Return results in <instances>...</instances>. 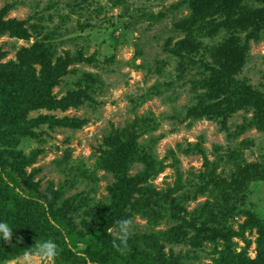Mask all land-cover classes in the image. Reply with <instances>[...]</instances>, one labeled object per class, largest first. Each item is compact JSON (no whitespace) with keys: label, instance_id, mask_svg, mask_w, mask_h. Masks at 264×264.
<instances>
[{"label":"trees","instance_id":"1","mask_svg":"<svg viewBox=\"0 0 264 264\" xmlns=\"http://www.w3.org/2000/svg\"><path fill=\"white\" fill-rule=\"evenodd\" d=\"M112 4L124 5L125 2L113 0ZM52 5L53 2L47 7ZM181 6L188 9V14L175 19L172 26L183 37L171 48L166 44L170 55L154 70L144 64L136 67L146 68L148 73L160 72L169 60L176 62V79L188 81L195 101L180 114L183 116L173 117H179L180 123L206 118L218 121L221 130L229 134L227 118L239 109H251L252 116H244L243 122L237 125V135L248 128L264 132V88L236 77L244 65L250 41L260 40V32L264 30V0H178L172 4L174 8ZM12 7V3H7L0 8V36L27 40L33 34L41 33L43 17L39 13L25 19L6 17ZM122 9L124 11L126 7ZM36 15H39L37 20L31 22ZM79 27L83 29L84 26ZM54 33L55 30H50L30 46L19 47L15 59L2 61L7 52L0 48V222H7L13 229L11 242L0 238V264L14 260L35 241L49 239L60 248L56 264H180L181 257L171 258V262L155 248L159 238L181 239L178 235L181 225L193 229L191 238L198 243L202 241L201 235L212 241L230 240L236 232L230 227L225 230L232 212L229 205L233 197L244 196L251 182L264 180L262 166L240 159L233 150L229 155L233 167L227 172L218 171L221 163L207 156L201 141L188 142L183 151L202 158V169L196 180L186 179L191 193L185 191L177 167L173 182L158 188L152 180L167 166L164 158L159 159L155 154L160 136H154L153 131L158 124L136 116L135 108L132 119L109 131L104 142L108 149L102 151L97 162L100 168L116 175L115 183L108 187L110 199L107 204L91 206L87 197L79 194L64 197L66 185H74L78 177L96 180L95 173L84 169L83 165L74 170L70 181L58 185L48 180L42 188L39 180L34 179L40 168L32 165L42 150L34 148L25 153L23 143L39 139L41 131H35V127L47 124L51 128L78 129L86 120L42 115L28 118L27 113L42 107L65 110L70 106L77 108L83 102L94 103V91L99 84L91 72H82L76 82L77 88L59 99L51 93L60 77L70 71L76 72L68 69L70 65L96 61L94 56L85 57L81 49L77 53L65 51L63 55H57ZM203 39L207 41L203 43ZM140 54V51L135 52L132 61ZM34 63L38 68L33 66ZM172 83L169 80L161 89L156 85L152 95L161 96L172 88ZM147 135L142 144L139 138ZM217 148L213 151L214 156L218 155ZM66 158L64 156L63 160ZM133 163L142 166L135 174L128 175ZM189 173L192 178L195 176ZM135 192L138 195L131 199ZM200 196L207 198L188 210L187 203ZM83 206V214L88 218L78 224L74 214ZM185 213L189 214V220H185ZM134 215L153 223L165 217L180 219L183 223L167 232L144 233L142 237L133 234L128 240L130 251H118L113 247L115 235L110 229L118 227V221L131 219ZM257 220L254 224L262 228L264 224ZM172 233H176V238H172ZM227 257L233 260L230 264H264V255L260 254L253 259L244 255V260L240 255L235 256L239 259Z\"/></svg>","mask_w":264,"mask_h":264},{"label":"rangeland","instance_id":"2","mask_svg":"<svg viewBox=\"0 0 264 264\" xmlns=\"http://www.w3.org/2000/svg\"><path fill=\"white\" fill-rule=\"evenodd\" d=\"M52 2L53 5L48 8V4ZM123 2L124 5L114 6L113 0H0V8L7 3L13 4L6 17L25 19L33 13H39L40 17H43V29L39 35L33 34L27 40L0 36V48L7 52L2 61L15 59L19 47L30 46L50 30L56 32L52 37L53 42L57 44V55H63L65 51L77 53L81 49L85 57L94 56L96 59L93 63L70 65L68 69H75L76 72L70 71L60 77L59 83L51 90L59 99L69 90L77 88L76 82L82 72H91L99 82L94 91V103L83 102L78 104L77 108L70 106L65 110L42 107L27 113L28 118L42 115L86 120L78 129L63 126L51 128L47 124L35 127V131H41L39 139H29L23 143L25 153L34 148L42 150L32 165L40 168L34 179L39 180L42 188L48 180L58 185L59 182L70 181L74 170L83 165L84 169L95 173L96 180L92 182L78 177L74 185H66L64 197L79 194L80 197L86 196L91 206L107 204L110 199L108 187L115 183L116 175L100 168L97 162L103 154L102 151L108 149L104 142L109 131L125 125L135 113L138 117H146L147 120L156 121L158 124L157 129L153 131L154 136H160L155 145V154L159 159L164 158L167 165L152 180L158 188L173 182L175 167L182 174L185 191L190 189L186 179L196 180V175L202 169V158L183 151L188 142L201 141L207 156L212 160L216 158L221 163L218 171L227 172L233 167L229 158L233 150L240 159L257 162L264 170V132L248 128L237 135V125L243 122L244 116H252L251 109H239L227 118L229 134L221 130L218 121L206 118L196 121L187 119L180 123L179 117H173L183 116L180 114L195 101L188 81L183 78L176 79V62L169 60L160 72L148 73L146 68L136 67L144 64L154 70L157 64H161L170 55L166 44L171 48L183 37L173 28L172 22L186 16L188 9L185 6L172 7L178 0ZM124 6L126 9L123 11ZM39 15L31 18V22L37 20ZM80 25L84 26L83 29ZM206 41L207 39H203V43ZM138 51L141 54L132 61ZM33 66L38 68L36 63ZM236 77L255 87L264 88V30L260 32V40L250 41L244 65ZM169 80L173 82L172 88L164 91L161 96L152 95L156 85L161 89ZM147 137L148 135L140 137L139 141L143 144V139ZM217 146L218 155L214 156L213 151ZM64 156H67L66 161L63 160ZM59 161L62 163L58 164ZM141 166L140 163H133L128 175L135 174ZM71 169L73 170L70 171ZM189 172L195 176L192 178ZM137 195L138 193H133L131 199ZM243 195L233 197L229 205L232 212L228 215L225 230L230 227L236 232L230 240L217 238V241H212L210 238L204 239L201 235L202 241L198 243L191 238L193 229L181 225L178 234L181 239L167 241L159 238V245H156L155 250L158 249L164 257L170 258L171 262V258L181 257L180 264H230L233 260L227 256L239 259L235 256L240 255L241 260H244V255L250 259L259 254L264 255V226L261 228L257 223L254 224L257 219L264 224V180L251 182ZM206 198L200 196L189 201L188 210L204 202ZM84 210L83 206L74 214V220L78 224L80 220L88 218L83 214ZM189 214L185 213V220H189ZM131 220L135 225L134 234L140 237L144 233L167 232L183 223L180 219L171 217L153 223L137 215ZM116 230L117 227L110 229L114 235ZM175 234L172 233V238H176ZM184 256L189 258L184 259ZM2 264H16V259Z\"/></svg>","mask_w":264,"mask_h":264},{"label":"clouds","instance_id":"3","mask_svg":"<svg viewBox=\"0 0 264 264\" xmlns=\"http://www.w3.org/2000/svg\"><path fill=\"white\" fill-rule=\"evenodd\" d=\"M117 230L113 239V247L121 252L130 251L128 240L134 234V223L131 219L117 222ZM13 229L7 222H0V238L11 242ZM19 239V238H18ZM60 254L59 245L54 240H40L26 248L15 259L16 264H56V258Z\"/></svg>","mask_w":264,"mask_h":264}]
</instances>
